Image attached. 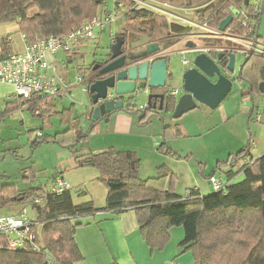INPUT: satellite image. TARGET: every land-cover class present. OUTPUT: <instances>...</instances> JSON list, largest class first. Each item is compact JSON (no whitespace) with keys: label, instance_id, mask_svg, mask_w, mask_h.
I'll return each instance as SVG.
<instances>
[{"label":"trees","instance_id":"1","mask_svg":"<svg viewBox=\"0 0 264 264\" xmlns=\"http://www.w3.org/2000/svg\"><path fill=\"white\" fill-rule=\"evenodd\" d=\"M103 1L0 0V24L15 23L19 33L30 45L48 36L68 34L84 21L93 18L100 11ZM164 1L182 4L185 7L193 4L191 0ZM228 3V6L242 7L244 0H231ZM228 8L225 6L217 11L216 16L209 21L211 28L218 27L220 21L227 16ZM121 20L125 21V26L122 32L116 33V36L123 37L124 50L126 45L136 43L141 37L145 38L141 46L157 43L160 47L166 48L172 44L170 39L174 36L169 31V25L157 14L142 9H127L122 13ZM114 41L115 39L110 46ZM10 54V41L1 39L0 60L6 59ZM75 55L76 52L67 54L66 64ZM252 58H258L261 65L248 66ZM96 62H93L88 71L92 72L91 68ZM220 63L225 66L227 59L224 58ZM243 72L251 75V78L244 76ZM92 75L96 76L94 72ZM242 77L251 82L252 93L257 92L258 83L264 81V57L249 55L242 68ZM86 95L89 97V93ZM243 96L248 97V93H244ZM66 98L69 97L34 103L30 106L29 101L15 98L10 108L7 106L0 112V119L5 113L20 108L30 110L38 116H43V113L61 114L53 112L54 109L51 107L56 100ZM171 107L172 103L169 100L168 108ZM8 109L9 111H6ZM132 109L134 108L127 107L129 111ZM63 111L68 115L70 124V131L67 134H80L79 119L73 118L71 108H63ZM87 117L92 124V131H95L98 123L95 124L91 120L89 109ZM143 121L145 124V120L142 119L138 121L139 125ZM163 131L165 136L172 134V128L166 124L163 125ZM178 132L180 133L179 130ZM43 137L46 136L41 133L36 136L32 141L33 146L39 144V141L47 140ZM250 139L247 146L237 153L235 161L231 163L222 161L216 165L217 170L222 165H230L226 173L227 178H224L227 185L223 190H212L210 194L201 195L198 189L193 188L187 190L188 197L177 196L174 188L172 192L153 187L151 181L155 180L153 178L140 179L139 160L134 150L107 147L97 152L86 151L81 156L79 165L92 167L98 171L99 181L107 191L105 205L96 208L92 202L73 203L70 193L72 187L60 195L50 193L48 187L45 189L42 184L29 191L20 192L14 189L18 193L8 194L14 196L10 198L11 200L2 197L0 205L13 202L32 209L35 214L32 219L33 231L39 248L10 249L6 245V239L1 237L0 264H47L48 258L57 264L79 262L82 255L74 238L76 228L80 224L77 221L99 213L117 215L127 211L134 212L138 231L151 247L163 246L169 239L170 229L183 228L184 236L179 246L182 252L191 253L193 264H264V153L258 158H253L249 153ZM160 146L167 155H177L165 146V141ZM240 160H246L247 163L240 167L238 165ZM236 166V171L233 172L231 167ZM239 174L243 179L233 183ZM56 177L62 176L54 174L50 184ZM148 184H151L150 188ZM0 188L3 191L13 189L5 186ZM38 198L42 199L41 204L35 203Z\"/></svg>","mask_w":264,"mask_h":264},{"label":"rangeland","instance_id":"2","mask_svg":"<svg viewBox=\"0 0 264 264\" xmlns=\"http://www.w3.org/2000/svg\"><path fill=\"white\" fill-rule=\"evenodd\" d=\"M106 1L108 2L107 8L110 9V0ZM191 1L194 5H201L207 0ZM124 22L120 20L116 25H113L112 32L115 35L123 31ZM110 29L111 27H108L105 31L98 33L97 41L88 42L84 47H79L78 52H76L77 55L73 56L67 64V76L70 77V82H73L78 76L86 77L93 62L99 60L101 55L107 52V48L111 43ZM258 33L260 37L258 43L264 46V9ZM172 39L173 37L170 40ZM144 42L145 38L141 37L136 43L132 44L134 47H139ZM188 42L202 48L226 46L225 39L219 36L194 37ZM234 56V71L229 74V78L232 80L231 91L215 110L199 106L179 119L166 118L165 124L172 128V134H168V137L165 136L164 138H162V133H164L162 122L159 119L155 120L158 123L160 122L159 131L154 136L156 142H158L157 144L160 145L165 141V146L176 151L177 157L182 158L189 155L188 161L190 162H181L176 158H170L165 152H158L156 147H146V145L139 142L137 145H133V149L139 160L138 176L140 179L153 178L155 179L151 180L153 181V187L164 191L172 190V192L174 188V193L177 196H183L188 189L198 188V181L208 184L205 173L210 174L213 171L217 160H219L216 156H220L221 160L224 161L230 153H219L224 145H229L232 150L237 152L241 146H247L248 136L250 135L249 153L256 154L258 142L255 138V130L258 124L254 118L257 112H264V96L253 92L254 109L251 118H249L251 100L250 97L243 96L247 92L248 86L245 82L237 80L238 69L246 57L238 52H235ZM56 57L63 62H67V55L63 52L57 53ZM192 57L193 54H187L185 58L190 60ZM181 58L177 54L166 58L170 70L172 68L179 71L185 70V67L181 64ZM258 60V58H252L248 66L251 64L254 67L260 66L261 61L258 62ZM68 72L70 75H68ZM253 72L254 70H252ZM243 74L251 78L248 73L243 72ZM167 85L172 88H180V83L177 80L168 81ZM71 95L73 100L66 98L54 102L56 112H61V114L52 113L48 115L43 113V116H38L30 110L20 108L5 113L0 119V187L13 188H7L9 190L4 191L0 188V195H2L0 199L2 197L10 199L14 196L8 194L16 195L18 193L16 191H29L40 184L45 189L49 188L50 180L57 172L72 187L70 193L73 203L92 202L95 207L105 205L107 191L99 181L98 171L92 167H81L79 165L84 152L89 150L97 152L105 148L104 144L108 142L102 140L105 137V126L100 125V130L97 128V132L96 130L92 131V124L87 119L88 112L86 113V108L89 105L88 95L84 94L80 87L72 89ZM71 101L74 105H71ZM144 101V96L139 97L135 105ZM7 106L6 100L0 97V109H5ZM64 107L71 108L75 117L79 118L80 134H67L70 131V124L67 118L68 115L63 111ZM6 111H9V109ZM184 123H186V127H184ZM176 125H179L183 135L178 132L179 129ZM40 133L46 136L43 138L47 140L33 146L32 141ZM253 143L255 147H253ZM159 159H161L160 163ZM198 163L202 164V166L200 165L201 168H198ZM188 164L195 166L194 171L190 169ZM237 166L235 168L231 167L233 172L236 171ZM229 167H220L214 176L221 175L227 178L226 173L228 171L226 168ZM242 179L243 176L239 174L233 183H238ZM150 185L148 184L149 188ZM208 187L212 191L209 184ZM20 200L22 199L20 198ZM24 206L13 202L3 203L0 205V215L17 213ZM27 211L31 217L35 216L29 207H27Z\"/></svg>","mask_w":264,"mask_h":264},{"label":"built area","instance_id":"3","mask_svg":"<svg viewBox=\"0 0 264 264\" xmlns=\"http://www.w3.org/2000/svg\"><path fill=\"white\" fill-rule=\"evenodd\" d=\"M231 0H207L201 5L184 6L164 0H110L111 8L108 9L106 0L101 4L100 11L91 19L84 21L81 25L72 29L63 36H48L39 39L33 44H27L20 53H11L8 57L0 61V83L10 85L13 88L14 98L29 101L28 106L34 103L52 101L57 98L71 96V90L80 87L84 94L88 93V87L96 81L97 77L89 71L87 76H78L73 82H65L58 74L50 58H54L57 53L63 52L66 55L78 51L79 46L88 42L96 41L98 33L108 27H113L121 20L122 13L127 9H142L157 14L165 19L168 25L176 24L184 26L181 41L185 45L194 37L206 38L219 36L226 41V46L202 48L193 44L191 49L182 46L177 51L171 47H160L159 50L146 55L140 62H147L149 66L156 60L163 57L167 58L175 54L181 56V64L188 67L195 55L200 53L217 54L219 52L235 53L247 57L257 55L264 57V46L258 43L259 38L255 39V29L260 13V0H249L247 6L234 7L239 14L234 17L231 24L220 32L217 28H211L209 21L216 16L219 9L228 6ZM129 6V7H127ZM208 9V10H206ZM229 14V12H228ZM227 14V15H228ZM236 20V22H234ZM111 42L115 39V34L110 31ZM187 54H193V57L186 59ZM65 69V65H62ZM169 93L177 96L179 90L172 88ZM113 96L107 95V100ZM6 99H9L6 98ZM146 105L140 106L145 109ZM88 108V107H87ZM264 112L255 114V121L260 123ZM254 147V145H253ZM247 161L240 162V167ZM208 183L213 191H221L227 181L220 176H211ZM68 181L62 177H56L50 184L48 190L50 193L60 195L70 189ZM189 196V191L185 197ZM36 204H41L42 199L38 198ZM32 217L28 214L27 207L21 208L17 213L10 215H0V238L4 237L6 245L10 249H30L38 250L36 235L33 231ZM47 264H57L51 258L47 259Z\"/></svg>","mask_w":264,"mask_h":264},{"label":"water","instance_id":"4","mask_svg":"<svg viewBox=\"0 0 264 264\" xmlns=\"http://www.w3.org/2000/svg\"><path fill=\"white\" fill-rule=\"evenodd\" d=\"M248 3L249 0H244V6H247ZM263 9L264 0H260L255 39L259 37L258 29ZM228 11L229 14L218 25L220 32H223L231 24L233 18L239 14L238 10L232 6L228 8ZM124 46L123 37L116 36L114 43L107 48V52L101 55V60L91 68L97 79L88 87V109L91 110L90 118L95 124L116 112L139 116L138 121L144 119L145 124L156 119H159L163 124L166 118L179 119L199 106L214 110L231 91L232 80L229 78V74L234 71L235 56L233 53L220 52L216 59L206 53H200L193 57L185 70L179 71L173 68L170 70L165 57L156 60L150 66L147 62H140L146 55L160 49L157 43L141 46V49L144 47V50L138 54L126 52V49L131 48V44L126 45L125 50ZM185 47L191 49L193 44L187 42ZM224 58L227 59L225 66L220 63ZM248 58L249 56L240 65L237 80L245 82L248 86L247 93L251 100L250 114H252L254 109L252 84L242 77V68ZM175 80L180 83V88H177L179 90L177 96L169 93L172 87L167 85L168 81ZM256 91L264 96V81L258 83ZM107 95L113 96L112 99L107 100ZM142 96L145 98L143 105H135L137 98ZM169 100L172 103L170 109L168 108ZM144 105H146L145 109H141L140 106ZM127 107L134 109L129 111ZM41 143L42 141H39V144ZM236 158L237 155H227L224 161L231 163ZM215 171L216 165L211 176L215 175Z\"/></svg>","mask_w":264,"mask_h":264},{"label":"crops","instance_id":"5","mask_svg":"<svg viewBox=\"0 0 264 264\" xmlns=\"http://www.w3.org/2000/svg\"><path fill=\"white\" fill-rule=\"evenodd\" d=\"M169 28L171 29L170 33L172 32L171 35L175 33L176 36L173 35L174 37L171 40L172 44L168 47L172 46V50L175 51L182 49V46L185 45V42L181 41L185 27L171 24L169 25ZM111 30L112 28L110 31ZM1 39L10 41L11 53H18L24 50L26 41L24 36L19 33L18 27L15 23L0 24V40ZM60 61L61 60L56 56L50 58V62L53 64L60 77H62L65 82H70V77L67 76L68 66L66 62ZM63 64L65 65V69L62 68ZM68 75H70L69 72ZM12 95L13 88L10 85L0 83V97H3L6 102L9 103L8 106H11V103H14L12 101L16 100ZM8 97L9 99H6ZM70 103L71 105H74L73 101ZM143 103L144 102H141L138 105H143ZM51 109H55V112L57 111L54 102ZM86 110L87 113L88 108H86ZM2 111H4V109H0V112ZM72 115L73 118H78L75 117L73 111ZM251 116L252 114L249 113V118H251ZM138 118L139 116H131L124 112H116L111 114L105 120L99 122L95 127V130L97 132V128L99 129L100 125L105 126V137L102 140H107L108 142L104 144V147L134 150L133 145H137V143L141 142L146 145V147H156L158 152L163 151V147L160 146L162 143L160 145L157 144L158 142H156L154 137L159 131L160 122L158 123V121L150 120L148 124H144L143 121L139 125ZM165 122L166 120H164L162 127ZM257 124L255 138L258 144L256 146V154H252L253 158H258L264 153V115L262 121ZM176 126L183 135L179 125ZM184 127H186V123H184ZM166 136L168 137V134ZM164 137L165 133H162V138ZM253 145L255 147L254 143ZM242 147L243 146L239 149L242 150ZM240 150L235 152L229 145H224L223 148L219 150V153L230 152L228 155H237ZM168 157L176 158V160L181 162H190L188 161L189 158H181L177 157V155H169ZM186 157H189V155ZM216 158H219L216 165L218 162L223 161L220 156H216ZM160 161L161 159H159V163ZM240 162L241 160L238 163ZM188 165L190 169L194 171L195 166ZM200 165L202 166L201 163H198V168H201ZM222 166L220 167L222 168ZM228 169L229 168H226V170ZM212 172L210 174L205 173V178L207 180L211 177ZM54 174H57V172ZM218 176L223 177L221 175ZM197 184L198 188H195L198 189L201 195L211 193L209 192L211 191L208 187L209 183L207 184L206 182L198 181ZM103 206L96 208H102ZM77 222L80 224L76 228L74 238L82 255V260L75 262L74 264H193L191 253L188 251L182 252L179 246V243L183 239V231L181 229H170L169 239L163 246L158 248L151 247L138 231V224L133 211H127L117 215L99 213L82 218Z\"/></svg>","mask_w":264,"mask_h":264},{"label":"flooded vegetation","instance_id":"6","mask_svg":"<svg viewBox=\"0 0 264 264\" xmlns=\"http://www.w3.org/2000/svg\"><path fill=\"white\" fill-rule=\"evenodd\" d=\"M259 18V17H258ZM144 50V47L141 49V45L139 47H134L133 44H131V48L130 49H126V52L128 54H138L140 53L141 51ZM220 53V52H219ZM223 53H226V52H223ZM218 54V53H217ZM217 54H214V53H211L209 54V56H211L213 59H216L217 57ZM101 59L99 58V60H96L97 62L100 61ZM95 61V62H96Z\"/></svg>","mask_w":264,"mask_h":264}]
</instances>
